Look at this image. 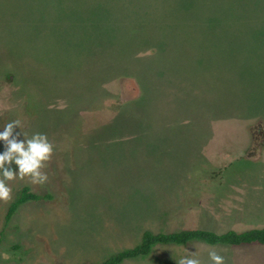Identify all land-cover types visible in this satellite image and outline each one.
<instances>
[{"label": "rangeland", "instance_id": "obj_1", "mask_svg": "<svg viewBox=\"0 0 264 264\" xmlns=\"http://www.w3.org/2000/svg\"><path fill=\"white\" fill-rule=\"evenodd\" d=\"M237 1L0 0V130L19 120L27 136L44 133L54 146L46 184L7 182L0 264L98 263L118 231L103 226L100 210L120 212L133 194L154 189L155 178L184 176L208 156L250 160L240 174L264 179V11ZM140 86L146 97L138 100ZM23 187L52 199L21 205L6 223ZM252 198L264 213V197ZM251 205L163 215L152 232L264 224L263 214L247 213ZM127 225L120 228L135 235V222ZM206 248L158 245L152 254L204 256Z\"/></svg>", "mask_w": 264, "mask_h": 264}, {"label": "crops", "instance_id": "obj_2", "mask_svg": "<svg viewBox=\"0 0 264 264\" xmlns=\"http://www.w3.org/2000/svg\"><path fill=\"white\" fill-rule=\"evenodd\" d=\"M144 97H146V92L140 86V94L138 100H141ZM153 133L154 128L145 129V132L143 134H146V136L148 137ZM192 140L195 141L197 140V138L193 137ZM249 140L244 143L243 150L248 146ZM260 157L261 159L264 158V149L260 153ZM229 162L219 163L212 157L208 156V159L191 163L186 171V175L184 176H179V178H155V180L152 181L156 183L154 189L152 188L148 191L147 194L143 195L133 194L134 198L127 202V204H125V207L120 212L119 208L108 210L111 213H109V216L103 210H100L99 213L100 216H102L101 222L103 226L108 229H112L113 227H116L118 229L115 234L109 232L110 234H108V238L112 242H106V245L103 244L104 250L108 249L107 252L110 251L109 253H112L114 250L115 252L113 254H115L125 249L132 248L140 243L144 231L152 232L157 229L156 225L157 223L163 221V215L182 214L188 212V210L190 209H192L191 211L195 212L197 208H201L210 214H221L224 213L225 210H238L239 207H241V204L243 205L244 199H248L249 203L252 205L250 206L251 209L247 213L264 215V213L255 209L253 205L254 200L252 198V194L255 191H258L259 197H264V179H261L260 176H256V174H240L242 173L241 168L246 170L254 162H250V160ZM222 165L224 168L218 169ZM230 170H232V173L228 172ZM192 199L194 201L190 204V200ZM202 199L207 200L204 207H202L200 204V201ZM149 207L161 209L159 210V212H152V214L147 215L146 218L141 217L142 210ZM133 222H135V226L131 227L130 225ZM124 224H128L127 226L129 227V229L131 227L134 232L136 231V234L134 235L133 232H124L123 228H120L123 227ZM263 225L264 224L260 226ZM187 245L173 246L183 249ZM204 245L207 247L206 250L208 251V254L204 256H194L190 254L176 256L156 255L152 254V249L155 246H158L155 245L152 247L148 255L140 256L134 259H128L120 264H157V262H160L161 260L179 261L182 257L185 256L194 257L198 258L200 261L206 260V262H209L211 261L209 258V252L219 249L220 250L218 254L222 255L225 258V264H229L232 262L235 264H264V245ZM107 254L99 253V255L97 256L98 261L100 262L104 260L101 258L103 256H106Z\"/></svg>", "mask_w": 264, "mask_h": 264}, {"label": "trees", "instance_id": "obj_3", "mask_svg": "<svg viewBox=\"0 0 264 264\" xmlns=\"http://www.w3.org/2000/svg\"><path fill=\"white\" fill-rule=\"evenodd\" d=\"M237 2L239 3L240 0ZM242 4L244 10L252 11L254 14H260L264 11L263 0H245V2L243 0ZM253 142L256 143L254 140ZM50 199H52L51 195L40 196L32 193L27 187H23L20 190L18 197L8 207L5 214V222L9 223L10 219L21 205L28 202H38ZM193 242H200L209 246L264 245V225L248 228L242 231L230 229L222 233L200 228L182 229L168 233H152L151 231H144L138 245L112 254L96 264H120L128 259L145 256L150 253L152 247L155 245H187ZM18 248V246L13 247V249Z\"/></svg>", "mask_w": 264, "mask_h": 264}, {"label": "clouds", "instance_id": "obj_4", "mask_svg": "<svg viewBox=\"0 0 264 264\" xmlns=\"http://www.w3.org/2000/svg\"><path fill=\"white\" fill-rule=\"evenodd\" d=\"M20 128L21 122L13 120L0 130V201L11 199L8 181L30 177L31 183L44 185L49 179L47 172L42 170L52 158L53 144L44 133L36 132L29 137ZM209 258L212 264H225V258L216 251L209 252ZM177 264L201 262L198 258L185 256Z\"/></svg>", "mask_w": 264, "mask_h": 264}, {"label": "flooded vegetation", "instance_id": "obj_5", "mask_svg": "<svg viewBox=\"0 0 264 264\" xmlns=\"http://www.w3.org/2000/svg\"><path fill=\"white\" fill-rule=\"evenodd\" d=\"M123 88L126 89V90L131 89L130 82L129 81H125L123 83Z\"/></svg>", "mask_w": 264, "mask_h": 264}]
</instances>
